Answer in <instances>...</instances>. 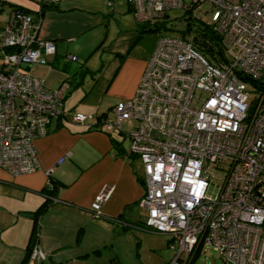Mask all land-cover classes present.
I'll use <instances>...</instances> for the list:
<instances>
[{"label": "built area", "instance_id": "obj_1", "mask_svg": "<svg viewBox=\"0 0 264 264\" xmlns=\"http://www.w3.org/2000/svg\"><path fill=\"white\" fill-rule=\"evenodd\" d=\"M128 1L137 20L150 24L170 8L190 14L210 1L219 9L211 25L223 45L212 58L194 40L160 29L133 94L111 107L113 117L96 118L107 132L135 120L129 152L142 166L137 205L144 227L166 234L174 263L201 245L235 264H264V0ZM40 19L14 7L0 28V166L13 174L40 166L34 139L54 117L93 116L63 110L68 80L51 89L30 71L56 50L53 40L38 36ZM214 168L222 173L215 176ZM110 192L95 194L93 216ZM44 257L35 242L27 264Z\"/></svg>", "mask_w": 264, "mask_h": 264}, {"label": "crops", "instance_id": "obj_2", "mask_svg": "<svg viewBox=\"0 0 264 264\" xmlns=\"http://www.w3.org/2000/svg\"><path fill=\"white\" fill-rule=\"evenodd\" d=\"M111 1L58 0L57 9L41 13L38 36L53 40L56 50L46 55V63L32 64L30 71L51 89L68 80L63 110L93 116L82 122L64 115L54 117L48 132L34 139L40 166L32 171L13 174L0 166V264H19L24 256L32 225V216L24 212L32 213L43 201L42 190L50 185V178L59 186L54 202L39 218V237L40 225L48 221L54 229L67 227L75 233L90 221L119 225L122 230L143 225L144 211L137 205L143 192L142 166L124 143L128 132H107L96 124V118L133 94L157 38L153 32L139 35L138 20L127 0ZM5 6L0 28L14 7L35 12L40 0H0V11ZM100 43L98 67L79 63V56L94 53ZM2 55L0 47V68L4 66ZM108 188L111 192L99 216H93L90 204L95 194ZM37 243L43 249L39 239ZM172 258L173 252L161 264H181Z\"/></svg>", "mask_w": 264, "mask_h": 264}, {"label": "rangeland", "instance_id": "obj_3", "mask_svg": "<svg viewBox=\"0 0 264 264\" xmlns=\"http://www.w3.org/2000/svg\"><path fill=\"white\" fill-rule=\"evenodd\" d=\"M7 9L8 7L5 6L0 11V22L4 20ZM218 10L210 1L199 3L190 14L183 8H170L161 19L162 32L195 40V36L200 37L201 29L205 24H212L217 19ZM159 30L153 32L156 33V38ZM102 44L104 45V42ZM101 49L100 43L94 53L86 57L79 56V63L86 62V65L98 67ZM247 89L249 90L248 102H252L255 90L250 86ZM108 116L113 117L111 111H108ZM134 121L133 119L123 120L121 129L128 132L135 123ZM129 139L127 134L124 138L126 146H129ZM213 172L216 176L218 173L221 174L222 170L214 168ZM215 188L216 185L212 184L211 192ZM95 222L88 223L80 241L76 240L75 230L73 232L67 227L54 229L50 221L43 226L40 225L39 243L46 252V257L37 264H161V261L172 256L173 250L167 246L165 241L167 236L164 233L140 226H129L122 230L119 225L113 227L99 225ZM162 243L164 245H161ZM115 254L118 260L112 259ZM183 260L181 264H185V256ZM189 264L235 263L225 260L217 250L202 246Z\"/></svg>", "mask_w": 264, "mask_h": 264}, {"label": "trees", "instance_id": "obj_4", "mask_svg": "<svg viewBox=\"0 0 264 264\" xmlns=\"http://www.w3.org/2000/svg\"><path fill=\"white\" fill-rule=\"evenodd\" d=\"M128 1V0H127ZM129 7L132 9L131 4L128 1ZM15 8H20L28 13L36 14V13H42L44 9L51 8V9H57L58 8V0L57 1H52V0H40V7L37 9L35 12H30V10L25 9L21 6H16ZM139 24V35L146 33V32H154L159 29H161V21L160 23H155V24H150L148 22H141L138 21ZM202 31L200 32V37L195 36V44L196 46L207 56L216 58L218 54L223 53V45H222V38L221 35L216 32V30L213 29L211 24H205L204 27L201 29ZM117 144H120L118 141H116ZM59 182L54 179L50 178V185L45 187L42 192L44 193L45 197L43 201L32 211V225L30 229V233L28 236L27 244L25 246V253L24 256L22 257L21 261L19 264H27L28 259H29V254L31 251V248L35 242H38L39 239V218L42 213H44L48 207L54 202V197H56L57 194V189ZM99 216V215H97ZM117 220H122L120 216L115 217ZM124 220V219H123ZM140 225V224H138ZM144 227V225H140ZM83 228L79 227L77 232H76V240L80 241L83 235ZM167 240V238H166ZM201 245L198 246L193 254L189 256L185 260V264L191 263V261L196 257L198 251L201 249ZM114 260H118L117 255H113ZM183 259H179L178 263Z\"/></svg>", "mask_w": 264, "mask_h": 264}, {"label": "water", "instance_id": "obj_5", "mask_svg": "<svg viewBox=\"0 0 264 264\" xmlns=\"http://www.w3.org/2000/svg\"><path fill=\"white\" fill-rule=\"evenodd\" d=\"M24 214H26L28 216H32L33 215L31 212H24Z\"/></svg>", "mask_w": 264, "mask_h": 264}]
</instances>
